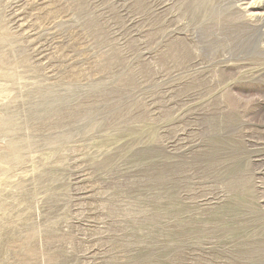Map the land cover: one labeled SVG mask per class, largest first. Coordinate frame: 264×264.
<instances>
[{
	"label": "rangeland",
	"instance_id": "1",
	"mask_svg": "<svg viewBox=\"0 0 264 264\" xmlns=\"http://www.w3.org/2000/svg\"><path fill=\"white\" fill-rule=\"evenodd\" d=\"M0 264H264V0H0Z\"/></svg>",
	"mask_w": 264,
	"mask_h": 264
}]
</instances>
